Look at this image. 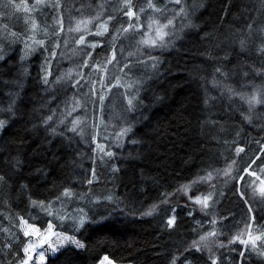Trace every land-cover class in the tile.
Returning a JSON list of instances; mask_svg holds the SVG:
<instances>
[{"label":"trees","instance_id":"obj_1","mask_svg":"<svg viewBox=\"0 0 264 264\" xmlns=\"http://www.w3.org/2000/svg\"><path fill=\"white\" fill-rule=\"evenodd\" d=\"M0 121V264H264V0H0Z\"/></svg>","mask_w":264,"mask_h":264},{"label":"snow or ice","instance_id":"obj_2","mask_svg":"<svg viewBox=\"0 0 264 264\" xmlns=\"http://www.w3.org/2000/svg\"><path fill=\"white\" fill-rule=\"evenodd\" d=\"M38 2H39V0H38ZM175 2H176L177 4H179V0H175ZM126 15H127L129 18H132V17L135 16V12L132 11V10H129V11L126 12ZM173 15H175V13H173ZM167 23H168V25H171V24H172V20H168ZM129 28H132V24H131V23L129 24ZM157 35H158V36L161 35V34L159 33V31H157ZM161 38H162V37H161ZM83 42H84L83 37H81V38H80V43H83ZM151 43L154 45V44L156 43V41H152ZM93 47H95V46H93ZM112 55H113V58H114V57H115V52H113ZM52 56H55V52L52 53ZM46 63H47V62H46ZM42 79H43V82H44V83H47V69H45V75L42 77ZM103 99H104V97L101 96V97H100V101H101V103H103ZM131 104H132V102L129 101V105H130V106H131ZM48 119H51V117H48ZM3 127H4V121H0V129H3ZM97 147L100 149L101 152H103V150H104V145H97ZM238 151H243V149H238ZM107 155H108L109 157H111V156H113L114 154H113L112 152H108ZM245 171H246L247 174L251 175L252 177H256V176H257V174H256L255 172H253V171H250V170H248V169H246ZM95 177H96V172H95V169L93 168V169L91 170V178H89L87 182H88L89 184H91V183H92V180H93ZM241 180H243V177H241ZM260 183H261V187H260L259 191H260L262 194H264V180H262ZM68 193H69V190H68V189H65L64 194H65V195H68ZM240 195L243 197V196H244V193L241 192ZM245 203H246V201H245ZM247 210H248V213H249V219H250V220L254 219V217L251 216V212H252L251 207H249ZM174 222H175V221H174V218L168 220V224H169V225L174 224ZM52 229H53V225H52L51 223H49V224L47 225V233L42 235L41 232H40V229H39V228H36V227L33 226V225H29V226H28V229L25 231L24 235H25V236H31V235H36V236H38V237H39V245H40V246H43L44 244H47V243H48L49 236L53 234ZM258 238H260V237H256V238H254V237L251 235V233H249L248 239H246V240H241L240 242H241V244H244V245H247V244H249L250 242L254 244V243H255V239H258ZM75 243H77V245H78L79 247H83V245L79 244V241H76ZM36 247H37V246H36L35 244H29L27 247L24 248V252H25V254H26V258L23 259V260L21 261V264H30V261L33 259V255H32V254L35 252ZM49 247H51V245H49ZM57 250H58V249H56V248H52L53 254H55V252H56ZM38 259H39V264H46V260H47L48 258L46 257L44 251H41V252L38 253ZM105 262H107V264H114V262H113L112 260H110L108 256H104L103 259L100 260V264H105ZM212 264H215V260H213Z\"/></svg>","mask_w":264,"mask_h":264},{"label":"rangeland","instance_id":"obj_3","mask_svg":"<svg viewBox=\"0 0 264 264\" xmlns=\"http://www.w3.org/2000/svg\"><path fill=\"white\" fill-rule=\"evenodd\" d=\"M1 130L2 129H0V133H1ZM21 225H22V229L25 233V231L28 229V226L33 225V224H30L27 220H22ZM33 226H35V225H33ZM35 227L40 229V232L42 235L47 233V228L41 229L38 226H35ZM52 231H53V234L49 236L48 243L44 244L43 246L39 245V237L38 236H36V235L27 236L28 241H27V244L25 247H27L29 244H35L37 246L35 252L32 254L33 259L30 261V264H39L38 253L41 251H44L46 257L49 258L51 256L56 255L61 249L65 248L67 246L79 247L77 245V243H75L76 241H78L77 238H75V237H73L67 233L57 231L54 225H53ZM79 244H81V243L79 242ZM49 245H51V247H49ZM52 248L58 249L55 252V254H53ZM25 258H26V254H25L24 259ZM17 264H21V262H19ZM98 264H100V262ZM105 264H107V262H105ZM114 264H118V263L114 262Z\"/></svg>","mask_w":264,"mask_h":264}]
</instances>
